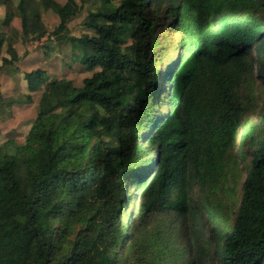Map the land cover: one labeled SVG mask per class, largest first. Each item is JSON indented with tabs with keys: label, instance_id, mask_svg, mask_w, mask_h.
Instances as JSON below:
<instances>
[{
	"label": "trees",
	"instance_id": "1",
	"mask_svg": "<svg viewBox=\"0 0 264 264\" xmlns=\"http://www.w3.org/2000/svg\"><path fill=\"white\" fill-rule=\"evenodd\" d=\"M150 2L99 0L89 11L84 25L94 35H82L74 48L82 65L100 70L61 104L44 71L25 75L31 91L46 88L25 143L0 146V264H171L163 237L149 227L172 215L187 221L195 215L194 188L209 190L225 173L257 100L248 58L264 68V0H155L178 41L160 90L164 45L157 51L156 34H147ZM42 3L62 25L72 17L53 0ZM34 5L19 0L16 10L24 35L38 41L46 29ZM3 41L0 33V47ZM9 52L4 65L20 61L12 45ZM146 147L157 155L134 173ZM123 205L134 229L122 241L114 210ZM220 264H264V139L256 142Z\"/></svg>",
	"mask_w": 264,
	"mask_h": 264
},
{
	"label": "rangeland",
	"instance_id": "2",
	"mask_svg": "<svg viewBox=\"0 0 264 264\" xmlns=\"http://www.w3.org/2000/svg\"><path fill=\"white\" fill-rule=\"evenodd\" d=\"M53 1L63 5L72 17L62 25L54 10L46 8L42 0H33L46 29V35L42 39L33 41L23 33L22 18L16 10L19 0H0V33L4 39L0 47V146L13 148L24 144L37 118L38 106L46 85H42L38 91H31L25 77L27 73L39 69L44 71L57 104H61L75 87L82 85L85 78L100 70V67L90 69L82 65L78 59L81 51L74 48L82 35H94L93 31L85 27L84 22L89 11L98 6L99 0H87L83 8L81 0ZM149 1L152 23L147 34L151 31L156 34L153 44L157 51L164 45L162 61L157 66V72L161 75L158 82L160 90L165 72L177 56L174 43L178 41L170 28L171 21L165 14V6L156 8L153 3L155 0ZM11 45L21 59L12 65H4V59H11ZM253 51V55L257 57V48L254 47ZM151 61H155V56ZM248 61L253 65L256 75L257 100L239 130L225 173L218 181L209 185V190L198 186L194 188L189 205L196 207L195 215H191L187 221L172 215L171 219L159 218L158 226L156 223L149 227L152 237H163L164 254L171 264H220L223 239L235 223L242 198V186L253 159L256 142L264 139V68L256 59L248 58ZM161 109L159 104L155 106V117L161 115ZM149 129L150 126L140 129L138 135H146ZM149 149L146 147L141 150V160L134 173L149 166L157 155L156 151L149 152ZM133 192L134 187L128 184L125 194L131 198ZM114 211L119 220L123 241L125 235L132 233L134 226L129 224L127 206L123 205ZM168 227L176 230H169ZM121 248L126 255L124 242H121ZM203 249L206 252L204 254Z\"/></svg>",
	"mask_w": 264,
	"mask_h": 264
}]
</instances>
